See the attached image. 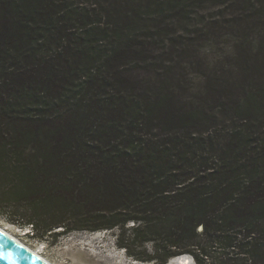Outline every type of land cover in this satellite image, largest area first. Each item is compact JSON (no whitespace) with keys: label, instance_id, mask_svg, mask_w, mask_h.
<instances>
[{"label":"trees","instance_id":"obj_1","mask_svg":"<svg viewBox=\"0 0 264 264\" xmlns=\"http://www.w3.org/2000/svg\"><path fill=\"white\" fill-rule=\"evenodd\" d=\"M197 1L0 0L1 216L51 243L117 230L151 264H217L214 244L264 258V22L236 55L244 94L207 82L217 116L131 75L164 35L153 22Z\"/></svg>","mask_w":264,"mask_h":264},{"label":"rangeland","instance_id":"obj_2","mask_svg":"<svg viewBox=\"0 0 264 264\" xmlns=\"http://www.w3.org/2000/svg\"><path fill=\"white\" fill-rule=\"evenodd\" d=\"M219 1H197L186 14L171 15L165 20V26L155 20L153 26H159L155 27V32L166 29L164 35L148 40L151 44L146 54L148 63L130 65L132 76L150 80L155 87L169 90L180 106L206 103V107L214 106L215 116L219 109L215 107L213 97L206 95L207 82L212 80L225 85L238 96L244 94L250 82L236 55L240 51L254 55L264 22V14H260L264 11V0H248L249 6L247 0H224L228 3L226 9L218 7ZM245 7H251L250 11ZM0 226L16 234L31 248L43 249L45 257L55 264H151L136 261L119 247L117 230L74 232L51 243L33 237L28 228L13 225L1 215ZM255 234L263 245L264 219L257 225ZM99 236L102 237L96 239ZM150 246L147 245L148 251ZM208 252L217 264H232L234 261L235 264H264V258L253 259L247 251L239 254L224 252L215 244L208 246Z\"/></svg>","mask_w":264,"mask_h":264},{"label":"water","instance_id":"obj_3","mask_svg":"<svg viewBox=\"0 0 264 264\" xmlns=\"http://www.w3.org/2000/svg\"><path fill=\"white\" fill-rule=\"evenodd\" d=\"M0 264H48L0 230Z\"/></svg>","mask_w":264,"mask_h":264},{"label":"bare ground","instance_id":"obj_4","mask_svg":"<svg viewBox=\"0 0 264 264\" xmlns=\"http://www.w3.org/2000/svg\"><path fill=\"white\" fill-rule=\"evenodd\" d=\"M2 230V229H0ZM4 233H6L8 236H10L12 239H14L17 243H19L20 245L24 246L26 249H28L29 251H31L33 254H35L37 257H39L40 259H42L43 261H45V257H44V254L41 253V252H35L33 248H31V246L27 245L25 242H23L20 238H18V236L16 234H13L11 233L9 230L5 229V230H2ZM96 237V236H95ZM102 237V236H101ZM100 236L96 239H100L101 238ZM179 258V259H178ZM176 259L177 262H174L172 264H189L188 260H186L185 257H177ZM184 259V260H183ZM172 260V259H171ZM170 260V261H171ZM55 264V263H53Z\"/></svg>","mask_w":264,"mask_h":264},{"label":"clouds","instance_id":"obj_5","mask_svg":"<svg viewBox=\"0 0 264 264\" xmlns=\"http://www.w3.org/2000/svg\"><path fill=\"white\" fill-rule=\"evenodd\" d=\"M131 226H132V225H131ZM185 258L188 259L189 261L193 262L194 264H197L196 261H195V259L193 258V256H191V255H186Z\"/></svg>","mask_w":264,"mask_h":264},{"label":"built area","instance_id":"obj_6","mask_svg":"<svg viewBox=\"0 0 264 264\" xmlns=\"http://www.w3.org/2000/svg\"><path fill=\"white\" fill-rule=\"evenodd\" d=\"M28 231H29L30 234H32V227H29Z\"/></svg>","mask_w":264,"mask_h":264}]
</instances>
